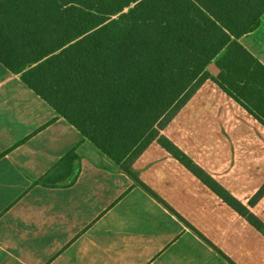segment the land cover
<instances>
[{
  "label": "crops",
  "instance_id": "obj_1",
  "mask_svg": "<svg viewBox=\"0 0 264 264\" xmlns=\"http://www.w3.org/2000/svg\"><path fill=\"white\" fill-rule=\"evenodd\" d=\"M263 21L239 39L262 64ZM162 134L264 223V125L242 105L206 80ZM131 170L0 63V264H264V235L157 142ZM52 171L73 183H33Z\"/></svg>",
  "mask_w": 264,
  "mask_h": 264
},
{
  "label": "trees",
  "instance_id": "obj_2",
  "mask_svg": "<svg viewBox=\"0 0 264 264\" xmlns=\"http://www.w3.org/2000/svg\"><path fill=\"white\" fill-rule=\"evenodd\" d=\"M263 14L264 0H0V63L136 181L133 163L157 142L264 235L257 216L162 134L206 80L264 125V64L239 42ZM77 159L71 150L57 168ZM69 176L33 183L67 187ZM263 195L264 184L250 205Z\"/></svg>",
  "mask_w": 264,
  "mask_h": 264
},
{
  "label": "rangeland",
  "instance_id": "obj_3",
  "mask_svg": "<svg viewBox=\"0 0 264 264\" xmlns=\"http://www.w3.org/2000/svg\"><path fill=\"white\" fill-rule=\"evenodd\" d=\"M259 34L264 35V21H263L261 29L259 30V32L256 35H259ZM208 67L210 70H214L215 68H217L215 65V61H213V63L211 62V65Z\"/></svg>",
  "mask_w": 264,
  "mask_h": 264
}]
</instances>
